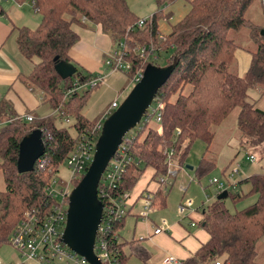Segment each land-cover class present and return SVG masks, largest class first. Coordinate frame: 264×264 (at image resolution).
<instances>
[{"label":"trees","instance_id":"16d2710c","mask_svg":"<svg viewBox=\"0 0 264 264\" xmlns=\"http://www.w3.org/2000/svg\"><path fill=\"white\" fill-rule=\"evenodd\" d=\"M25 1L31 3L40 19L34 27H13L18 52L33 62L24 82L37 92L41 105L47 106L51 113L29 112L32 120L28 121L10 110L0 112L3 182L0 247L8 242L9 234L26 211L42 214L49 210L54 201L47 196L45 186L73 150L79 136L100 120L90 121L81 113L90 90L99 82L81 93L66 94L75 81L84 83L95 77L92 72L79 69L69 56V49L79 39L74 26L98 25L113 43L124 42L129 49L136 43L152 44L156 53L171 48L173 54L167 64L176 60L173 71L155 95V100L162 104L160 121L147 123L136 132L130 147L132 160L111 191L112 196L130 191L147 167L153 169L155 178L165 175L164 151L168 148L174 149V158L182 166L196 140H201L206 150L194 171L197 177L207 174L215 166L205 154L216 127L234 109H237L239 145L261 147L264 151V110L248 99L250 89L264 94V25L247 17L248 9L256 0H182L187 11L170 24L168 33H161L158 23L170 17V12L164 13V9L178 0H156L157 9L144 18L141 27L136 25L139 18L126 0H15L18 4ZM259 1L264 11V0ZM243 28L245 38L237 40L233 34ZM244 43L251 60L246 72L238 75L233 70L234 52L243 48ZM151 56L147 53L140 57L131 51L124 56L130 64L126 71L129 80L134 72L144 70L148 64L159 66L158 59H149ZM59 61L72 63L76 72L62 79L54 68ZM70 117L74 120L76 136L65 126L56 125L57 119ZM34 129L41 131L45 151L32 171L19 173L16 165L19 142ZM82 175L73 180L74 186ZM243 183L249 185L246 193L227 191L225 198L236 202L245 196H255L253 202L231 211L225 198L216 197L203 206L201 225L209 238L182 264H258L257 243L264 239V171L248 175L237 182V187ZM151 201L153 206H162L164 191L158 188L152 192ZM123 220L124 217L112 228L117 237ZM117 237H109V251L123 264V243Z\"/></svg>","mask_w":264,"mask_h":264},{"label":"rangeland","instance_id":"374dc122","mask_svg":"<svg viewBox=\"0 0 264 264\" xmlns=\"http://www.w3.org/2000/svg\"><path fill=\"white\" fill-rule=\"evenodd\" d=\"M126 2L131 11L139 19L149 17L157 9L156 0H126ZM183 4L184 2L182 0L176 1L173 5L171 4L172 7L170 8L173 12V20L178 19V17H180L184 12L185 6ZM0 7L3 8V10L7 13L9 18L16 26L34 27L39 22L40 16L34 11L28 2L18 4L15 2V0H0ZM164 13L166 12L164 11ZM247 17L259 25H264V11L259 0H256L248 9ZM5 18L8 19L7 17ZM172 21L170 20V23ZM158 24L159 31L161 33L168 32L167 29L169 28V24L166 21L160 20ZM88 26L92 27L91 25ZM245 35V28L236 34H233L237 40L244 39ZM15 36L16 31L8 40V46L10 45V47H12L13 43L15 46ZM245 44L246 43H244V45L242 44L244 46L243 48H237L243 51L240 53L248 52ZM138 45H141V43H136L132 48H130L131 53H133V49ZM116 47H118V44H115L111 41L110 50H113ZM172 54V49L168 48L167 51H162L159 53L155 52L154 55H152L149 59H152L155 56L158 59L157 63L159 66H165L167 65ZM237 59L240 60V57ZM22 61L26 63V68L29 67L30 71L31 62L26 58H22ZM104 62L105 57L98 69L92 72L95 75H102L103 79L90 90L84 105L81 107V113L90 121H95L98 119L102 120L104 112H106L108 108H111V103L116 102L118 106L133 86L127 75L125 65L122 66V69L112 72ZM233 70L235 71V69ZM83 72H85V70ZM88 88V84H85L78 89V92L81 93L83 90ZM248 96L249 99L256 100L259 96L258 91L256 89H250ZM42 107V114L47 115L51 113V110L47 106ZM115 109L116 107L111 108L110 113ZM236 111L237 109H234L221 123V125L216 127L214 139L209 146V150L205 154L207 158L212 159L215 162V166L204 176H196L194 169L197 167L203 153L205 152L206 146L201 140L194 141L185 162L179 168L175 180L172 179L173 185L167 194L166 207L159 214L168 217L170 220H178L179 218L183 217V224L186 227H190V219L188 217H184L187 211L181 212L178 207L180 204L187 203L188 201L191 202V209H195L200 207L202 204L206 205L212 202L216 198L217 187L216 184L210 183L211 179L216 178L219 181H225V179L229 178L230 182H238L254 172L264 171L263 149L261 147L256 149L242 148L239 145V132L236 126ZM109 114H107L106 117ZM73 121L74 120L72 117H70L68 121L65 119H57L56 125L65 126L72 136H76V130L72 125ZM151 124H154V122L152 121ZM251 154L254 156L253 161H249L247 159V157ZM174 161L175 162L173 164H178L176 158ZM238 164L239 166L237 167ZM186 165L191 166L193 169L186 168ZM236 167L238 169V173L234 174L232 177H229L228 173L232 170V168ZM69 175L70 171L66 163H61L57 172V176L62 180L67 181ZM151 175L152 169L147 167L139 181L129 192L135 190L136 187H143L142 193H147L150 189L149 187H146V181L158 185V180L150 179ZM2 187L3 182L0 177V188ZM248 189L249 185L243 183L231 192L235 193L237 191H241L242 193H246ZM254 198L255 196H245L236 202H232L230 198H225V203L231 211H234L252 203ZM141 205V201L138 202L134 210L138 209V207L141 209ZM190 230L192 231V228ZM257 251V262L264 264V239H261L257 243ZM19 258L20 255L18 251H16L8 242L4 243L0 247V264H9L12 262L16 263ZM138 261L139 260L137 258L132 257L127 264H138Z\"/></svg>","mask_w":264,"mask_h":264},{"label":"built area","instance_id":"2783aa9c","mask_svg":"<svg viewBox=\"0 0 264 264\" xmlns=\"http://www.w3.org/2000/svg\"><path fill=\"white\" fill-rule=\"evenodd\" d=\"M144 24V19H139L136 22L138 27ZM130 51L124 42H119L118 47L109 51L105 57V65L109 67L110 71L122 69L125 65L126 70L130 68L129 62L124 56ZM133 52L143 57L147 53L154 55L155 51L152 44H141L133 49ZM156 57L154 56V59ZM144 70H137L133 73L130 80L131 84H135L143 77ZM103 79L102 75H95L87 82L78 83L75 81L73 86L66 90V94L78 91L83 85L88 84L89 87L96 85ZM117 107L116 102L111 103V108ZM162 104L159 100L153 99L152 103L148 106L146 112L142 115L140 121L127 133H125L121 143L119 144L116 152L109 160L104 172L100 178L97 194L103 203L102 216L98 225L95 242L94 253L98 257L101 264H119L118 260L111 255L109 251V237L112 235L115 238V233L112 228L115 223L119 222L126 213V199L128 192L125 191L117 196H112L111 191L117 187L126 166L132 160L130 156V147L132 140L138 130L145 124L152 121H160V111ZM104 112L102 120H98L92 128L85 133L81 134L75 143L73 150L65 159V163L70 171L67 181L62 180L53 175L47 185L45 192L47 196L54 201L49 210L45 213H39L35 210L26 211L24 216L17 222L8 237V243L18 251L20 258L16 263L9 264H89L83 256L71 251L61 240V234L66 221V212L68 207L69 194L74 187L73 180L80 177L85 172L88 164L90 163L94 144L100 133L103 119L110 113V109ZM24 118L28 121L32 120L30 114H25ZM68 121V118H65ZM166 156V174L157 178L159 185L163 186L169 184L167 180L176 175L174 166L180 168L181 165L173 164L175 161L174 149L168 148L164 151ZM249 161L254 160L251 154L247 157ZM42 162L39 166H42ZM239 164L237 165V167ZM232 168L228 173L229 177L238 173V169ZM211 184H216L217 194L221 191H232L237 188V182H230L229 178L225 181H219L216 178L210 180ZM152 192L148 191L141 194L142 211L141 216L146 217L147 213L153 207L152 205ZM190 206V202L180 204L179 210L185 211ZM194 225V223H192ZM167 228L166 222L162 221L160 225L154 228V233L164 232ZM118 239V237H117ZM164 264H179L178 260L169 255L164 259ZM215 264H219L215 262Z\"/></svg>","mask_w":264,"mask_h":264},{"label":"crops","instance_id":"0c3cea01","mask_svg":"<svg viewBox=\"0 0 264 264\" xmlns=\"http://www.w3.org/2000/svg\"><path fill=\"white\" fill-rule=\"evenodd\" d=\"M28 3L31 5L30 2ZM183 5L185 6L184 12L176 20H173L171 5L164 9L165 12H170L169 18L162 19L169 24V27L171 23L178 21L187 11L185 3ZM170 20L173 21L170 23ZM13 27L19 26H16L3 8L0 7V112L5 113L10 110L21 117H24L29 112H38L44 115L41 113L43 107L37 92L31 90L24 82L25 76L30 72L29 67L26 68V63L22 61L24 57L18 52L17 47L15 49L16 43L15 46L14 43L12 47L8 46V40L16 31ZM73 28L78 33L79 39L69 49V56L81 69L88 72L96 71L106 54L111 51L110 38L101 31L98 25L92 27L74 26ZM167 31H169V28ZM240 52L243 51L236 49L234 52L235 64L233 69L238 75H243L250 64L251 55L249 52ZM239 57L240 60L237 59ZM30 62L32 69L33 62ZM258 95L256 100L248 99L256 107L264 110V94ZM173 169L177 172L174 177L167 180L169 184L160 186L159 183L156 185L146 181L145 185L150 189L148 191L154 192L161 188L165 193L164 204L162 206L160 204L154 205L146 217L141 216L142 205L141 209L138 207V209L134 210L138 202L141 201L143 187H136L135 190L128 192V197L125 201L127 214L118 230V241L123 243L122 250L125 255L123 264H127L132 257L139 260L138 264H164V259L169 255L174 256L179 264H182L209 238L207 231L201 225L202 208L205 206L203 204L195 209H191L189 206L185 210L187 213L184 217L190 219V227H186L183 224V217L178 220H170L168 217L159 214L166 207L167 194L173 185L172 179L175 180L179 171L176 166ZM153 174L154 171L152 169L150 179L157 180ZM162 221L166 222V230L154 233V228L160 225ZM191 228L192 231L190 230Z\"/></svg>","mask_w":264,"mask_h":264},{"label":"water","instance_id":"95a60500","mask_svg":"<svg viewBox=\"0 0 264 264\" xmlns=\"http://www.w3.org/2000/svg\"><path fill=\"white\" fill-rule=\"evenodd\" d=\"M175 65L174 59L165 66L148 64L145 67L141 80L132 86L116 109L103 119L94 144L92 159L69 194L61 240L71 251L83 256L89 264H101L94 253L95 235L103 209V203L97 194L100 178L125 133L140 121L155 98L157 90L168 79ZM54 68L62 79L76 72V67L67 61L57 62ZM44 151L45 146L39 129L24 135L19 142L16 163L18 172L32 171L35 162ZM185 167L193 169L188 165ZM226 196L227 191L224 190L218 193L217 199Z\"/></svg>","mask_w":264,"mask_h":264}]
</instances>
